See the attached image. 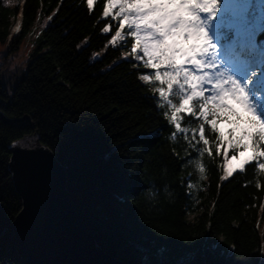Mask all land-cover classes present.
<instances>
[{
  "label": "trees",
  "instance_id": "trees-1",
  "mask_svg": "<svg viewBox=\"0 0 264 264\" xmlns=\"http://www.w3.org/2000/svg\"><path fill=\"white\" fill-rule=\"evenodd\" d=\"M221 1L217 18L233 24ZM259 5L264 9V0H249L239 24L254 26L264 52ZM102 10V0L92 12L85 0H0V113L13 119L0 116V264H30L13 229L21 197L8 167L10 145L27 134L65 166L73 206L116 258L264 264V172L249 165L221 180L223 153L217 156L213 147L212 157L201 155L190 130L188 140L183 134L172 139L163 115L170 110L158 107L153 95L159 84L139 80L156 70L123 58L131 38L108 45L119 25ZM18 18L20 31L10 38ZM105 24L114 25L110 34L101 32ZM32 28L38 31L26 41ZM234 28L224 27L222 35L232 39L221 40L220 55L227 45L234 57L247 59L250 53L233 46ZM255 70L264 71V57ZM185 125L196 122L186 119ZM208 138L212 146L214 137Z\"/></svg>",
  "mask_w": 264,
  "mask_h": 264
},
{
  "label": "snow or ice",
  "instance_id": "snow-or-ice-1",
  "mask_svg": "<svg viewBox=\"0 0 264 264\" xmlns=\"http://www.w3.org/2000/svg\"><path fill=\"white\" fill-rule=\"evenodd\" d=\"M85 2L92 12L97 0ZM238 3L226 0L225 10ZM102 4V17L119 25L108 45L126 44V37L131 38L123 58L156 70L154 75H139V80L159 84L153 95L158 107L170 110V115H163L172 128L171 138L183 134L188 140L190 130L193 147L201 155L212 157L213 147L217 156L223 153L221 180L249 165L264 172V76L255 70L264 52L257 49L254 26L218 19V0H102ZM231 11L234 18L239 15L238 8ZM226 24L236 27L233 46L239 43L250 53L247 59L234 57L233 47L227 45L218 57L221 40L232 39L230 34L222 35ZM112 27L105 24L101 32L110 34ZM186 119L196 126L189 129ZM209 136L214 137L212 146ZM230 149L234 154L229 155Z\"/></svg>",
  "mask_w": 264,
  "mask_h": 264
},
{
  "label": "water",
  "instance_id": "water-1",
  "mask_svg": "<svg viewBox=\"0 0 264 264\" xmlns=\"http://www.w3.org/2000/svg\"><path fill=\"white\" fill-rule=\"evenodd\" d=\"M10 151L8 167L21 197L13 229L30 264H129L96 242L72 204L65 166L47 145L36 138L24 146L18 139Z\"/></svg>",
  "mask_w": 264,
  "mask_h": 264
},
{
  "label": "rangeland",
  "instance_id": "rangeland-1",
  "mask_svg": "<svg viewBox=\"0 0 264 264\" xmlns=\"http://www.w3.org/2000/svg\"><path fill=\"white\" fill-rule=\"evenodd\" d=\"M248 1L249 0H239V3L237 5H231V4H229L227 11L225 10L226 0H222L221 1V9L224 12H226L229 22H234L233 25H237V26L242 25V24H239V19L242 16L243 11L247 7ZM233 7H236V8L239 9V15L237 17H235V18L232 16V11H231ZM259 7L262 10H264L260 5H259ZM19 17H20V15H19ZM18 24L20 25L19 18L13 24V26L16 25V29L13 31L12 30L13 26L11 27L10 38H13L17 34V25ZM258 24L259 23H256L255 25L258 26ZM234 29L236 31V27ZM37 31H38L37 29L32 28V30L27 34V36L25 38L26 41L32 40V38L36 35ZM253 35H254V32H253ZM220 52H221V50H219V46H218V51H217L218 57L221 56L220 55ZM3 54L8 56L9 55V52L8 51H5V52H3ZM21 56L22 57L25 56V49H24V47L21 49ZM225 71H227V69H225ZM257 74L258 75H261V76H264V71L263 72H258ZM19 143L21 145H24V146H32V145H34L36 143V136L34 134H27V135L23 136L21 139H19Z\"/></svg>",
  "mask_w": 264,
  "mask_h": 264
},
{
  "label": "bare ground",
  "instance_id": "bare-ground-1",
  "mask_svg": "<svg viewBox=\"0 0 264 264\" xmlns=\"http://www.w3.org/2000/svg\"><path fill=\"white\" fill-rule=\"evenodd\" d=\"M16 29V25L15 26H13V28H12V30L14 31ZM127 52V51H126Z\"/></svg>",
  "mask_w": 264,
  "mask_h": 264
}]
</instances>
